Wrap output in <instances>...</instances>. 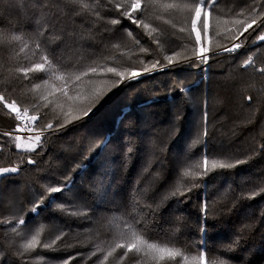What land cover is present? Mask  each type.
Instances as JSON below:
<instances>
[{
	"label": "trees",
	"instance_id": "obj_1",
	"mask_svg": "<svg viewBox=\"0 0 264 264\" xmlns=\"http://www.w3.org/2000/svg\"><path fill=\"white\" fill-rule=\"evenodd\" d=\"M83 2L92 11L104 15L106 10L100 5L106 0ZM12 3L16 11L9 13L7 0H0V22L5 25L0 33L23 36L24 31L39 27L43 32L40 39L64 53L65 66L73 65L69 71H79L93 62L118 71L142 70L141 61L160 59L163 63L164 56L171 51L192 56L194 34L191 39L183 33L171 35L167 25H160L165 29V35L159 37L164 47L157 49L153 43L157 34L149 35L147 30L137 29L127 21L108 25L114 39L102 40L101 22L97 21L90 33L88 21L94 18L91 12L75 15L70 9H78V5L68 0H12ZM219 3L218 13L212 18L213 30L205 39V47L212 50L208 54H215L208 65L165 69L118 86L119 77L102 69L82 78L69 86L68 92L85 95L83 99L88 103L101 96L95 115L52 135L39 156L23 151L30 136L13 134L20 137L17 141L0 130V167L19 165L21 169L18 174H11L14 177L11 181L0 177V252L11 251L17 264H63L65 260L69 264H136L140 257L133 253L124 257V249H117L106 261L103 258L115 242L112 225L119 220L143 221L147 216L145 200L151 202V198L159 201L161 207L146 224V238L151 242L175 244L189 257L187 264H196L193 258L200 251L205 252L206 260L219 257L231 264H264V217L261 216L264 193L237 200L241 192L246 197L248 192H259L264 187V73L258 71L264 68V41L252 42L264 33L259 28L250 29L251 35L245 33L247 40L241 37L243 45L235 53L222 51L223 46L233 43L224 34L231 35L229 30L238 27L234 21H246L262 8L253 11L254 0H219ZM238 12L243 15H235ZM28 14L31 15L27 28L12 32L10 25ZM173 16L179 19V14ZM124 27L133 30L132 37L127 36ZM72 29L75 32L65 39V30ZM216 31L221 35H215ZM79 35L89 40L81 44ZM115 44L119 46L114 47ZM183 44L188 45L187 49H181ZM140 46L149 51L140 52ZM21 47L22 42L7 50L0 47V93L36 114L33 105L43 103L44 96L51 100L56 89L63 87V81L53 79L44 85L42 79L18 75L17 68L38 60L31 48L20 52ZM249 57L254 63L242 67ZM37 76L47 79L44 73ZM36 84L41 87L36 88ZM176 84L187 89V93L181 92ZM248 96L253 99L248 100ZM205 113L207 124L203 121ZM177 116L181 117L178 121ZM50 120L51 116L44 118L40 126ZM15 124L16 120L0 104V129H13ZM205 128L210 133L208 137L203 135ZM126 139L134 142V155L125 168ZM105 141L107 147L101 150ZM17 142L21 149L15 148ZM206 154L210 160L247 159L248 162L235 169H217L206 177L185 178L182 173L198 171L194 166ZM28 155L37 163L22 162L21 158ZM160 158L164 159L163 167ZM78 165L86 168L80 169ZM156 173L160 174L158 179H154ZM66 177L75 197V207L71 210L86 215L66 216L48 200L38 209V214H33L31 208L38 203L37 193H46L47 187L61 186ZM193 184L202 187L186 193L191 197L186 204L178 205L176 198L162 199L173 186L183 190ZM145 185H151V190L146 197H138ZM205 191L211 217L207 221L206 246H201L200 205L201 193ZM53 195L55 203H68L64 193ZM20 218L25 219V225H19ZM245 224L249 225L246 229ZM13 226L19 235L11 232ZM41 226L40 244L31 252H23L21 246ZM57 236L61 239L56 240ZM237 238L239 243L233 245ZM53 240H56L53 248H43L44 243ZM229 245H233L231 250Z\"/></svg>",
	"mask_w": 264,
	"mask_h": 264
},
{
	"label": "snow or ice",
	"instance_id": "obj_2",
	"mask_svg": "<svg viewBox=\"0 0 264 264\" xmlns=\"http://www.w3.org/2000/svg\"><path fill=\"white\" fill-rule=\"evenodd\" d=\"M70 4L78 5V9H70L75 15H81L83 12H91V16L94 17L88 21L89 28L88 31L91 33L92 28L96 26L97 21L101 22V27L104 30V35L101 37L102 40H112L114 39L111 30L108 29V25L117 26L122 25V22L127 21L130 25H135L137 29L147 30L149 35L157 34L153 38V43L156 45L157 49H162L164 43L159 38L165 35V29H162L160 25H167L169 29L172 30L171 35H176L177 33L186 34L190 39L194 34V46L192 47V56H182L181 51H171V54L164 56V62L162 63L160 59H153L148 62L141 61L144 64L142 70L135 69H125L124 71H118L115 67L104 68L103 65L93 62L87 68H82L79 71H69L73 65L69 64L65 66L62 63V58L64 53L58 51L57 48L49 47L47 40H41L40 37L43 35L39 27H36L32 31H24L30 22V15L21 16V21L16 24L10 25L12 32H22L24 35H9L5 33H0V47L8 48L14 47L18 42H22V47L20 52H24L31 48L33 50V55L38 56V60L29 64L26 67H19L15 71L18 75H22L25 79H42L43 84L47 85L53 79H59L63 81V87L56 89V100H49L48 96L42 98L43 103H36L33 105V111L36 113L34 115H29V110L27 108H21L18 106L16 100L9 101L3 93H0V104L3 105L4 109L8 111L13 118L19 121H30V124H25V127L29 131H35V135L29 137V144L24 147L23 151L26 153H35L39 156L43 153L45 145L52 135L58 134L67 128L69 124H75L77 122H85L86 119L91 118L95 115L94 109H96L99 100L102 99L101 96L97 95L95 99L92 100L90 104L86 107L83 105L72 106L69 110H63V105H59L61 111L57 112L55 110V105L60 100L62 96L65 102L72 100L69 95V86L78 83L82 78L89 77L98 73V70H104L107 73H113L115 76L119 77L117 81V86L119 83H131L133 81L139 80L142 76L152 75L157 71H164L165 69L174 70L176 68L182 67H200L201 65H208L210 59L214 58L208 53L212 50L205 47V39L207 38L210 31L213 30L212 18L218 13L220 3L219 0H167V2H162V0H106L105 3L101 4L100 7L104 8L106 11L104 15H101L100 11H92L91 6L84 3L83 0H68ZM8 8L7 12L11 13L16 11L12 0H7ZM37 6L46 7L47 5L38 4ZM256 8H262L256 16L244 21L236 20L234 23L238 25L235 29H230L229 35L225 33V38H229L233 41L231 47L223 46V53H235L238 49L242 47L243 41L247 40L248 37L245 33H251L249 30L256 31L257 28L260 29L261 33H264V0H254L253 11ZM173 14H179V19L174 18ZM235 15H243V12L235 13ZM55 19V18H54ZM218 20V18H217ZM219 22V20H218ZM50 26L54 27L51 22ZM256 26L255 28L253 26ZM5 25L0 22V28H4ZM99 31V29H97ZM118 31V29H117ZM123 31L128 37L133 36V30L129 27H124ZM75 32L72 29L71 32L65 30V39L71 36V33ZM215 35H221L218 31ZM89 40V37L84 35H79V43L84 44ZM241 41V42H236ZM264 41V34H259L252 41ZM65 40H61V44H64ZM136 44L140 45V41L136 40ZM118 47V44L113 45ZM181 49H187L188 45L183 44L180 46ZM148 48L140 46V52L147 53ZM253 60L249 57L248 60L244 62L242 67L253 64ZM258 71L264 73V68L258 69ZM44 73L47 79L37 74ZM179 88L181 92L187 93V89L182 88L179 84L175 85ZM36 88H40V84L35 85ZM248 100H252L251 96L247 97ZM41 109H47L46 111H41ZM79 112L80 114L74 115V113ZM51 116V120L40 126V122ZM181 117L177 116L178 121ZM208 116L207 113L204 114L203 121L207 124ZM178 132V128L174 129ZM4 135L13 136V138L19 141V136H14L11 133H5ZM203 135L208 137L210 133L205 128ZM107 141L103 143V146L97 145V147L103 148L107 147ZM134 142H130L128 139L125 140V151L123 153V165L126 168L128 162L134 155ZM16 149H21L22 145L17 142L15 144ZM39 149V151H37ZM22 162L29 165L37 163V160L33 156L28 155L27 157H22ZM247 159H235L234 162L229 159H209L206 154L203 156L201 162L195 164V168L199 169L196 172H191L185 170L182 175L187 177H206L210 172L217 169H235L239 165L247 163ZM160 166H164V159L160 158ZM80 169L86 168V165H78ZM20 166L14 165L11 167H0V177H4L8 181H11L14 177L11 174H18L20 172ZM147 171V168H145ZM159 173L154 174V179L159 178ZM139 182V181H138ZM151 185H145L143 189L138 192V197L147 196L148 192L151 190ZM202 185L193 184L191 187H181L173 186L171 187L162 199L166 200L168 198H176L177 204H186L191 197H187L186 193L192 191L193 188H200ZM134 191H136L134 189ZM55 193H64L68 198V203H55ZM264 193V187L260 191H250L245 197V193L241 192L237 197L240 199H252ZM38 203H34L31 208L33 214H38V209L45 204L48 200L50 203L55 204V209L66 216H76V215H86L84 213H78L72 211L71 209L75 207V197L72 192V184L69 178H65L64 183L61 186H51L46 188V193H37ZM181 197H185L181 199ZM145 200V208L147 209V216L143 221L134 220L133 222H127L125 220H119L111 227V231L114 235V245L110 247L107 254L104 256V260H108L117 249H124L123 256L127 257L130 253L135 254L140 257L136 261V264H187L189 257L184 254V252L176 247L175 244L171 242H151L146 238V224L154 219L159 212L161 204L159 201L154 199ZM201 199L203 203L200 205V223H199V233H200V245L206 246L205 234L207 232V221L211 217V212L209 211V203L207 202V192L201 193ZM231 209H229L230 211ZM264 217V212L261 213ZM19 225H25L26 221L24 218H20L18 221ZM249 225L245 224L244 229L248 228ZM244 229H241L243 232ZM41 231H43V226L36 231L30 239L21 246L23 252H31L40 244L39 236ZM11 232L17 233V227H11ZM19 235V233H17ZM61 237L57 236L56 240H60ZM53 240L51 243H44L43 248L51 249L56 243ZM239 243V238L233 242V245ZM233 245H229L231 250ZM103 251V249H100ZM95 255V253H93ZM196 264H231L229 260L221 259L219 257H214L211 260L205 259V252L200 251L198 257L193 258ZM0 264H17L15 260L12 259V252L9 251L6 254L0 252ZM63 264H69V261H63Z\"/></svg>",
	"mask_w": 264,
	"mask_h": 264
},
{
	"label": "rangeland",
	"instance_id": "obj_3",
	"mask_svg": "<svg viewBox=\"0 0 264 264\" xmlns=\"http://www.w3.org/2000/svg\"><path fill=\"white\" fill-rule=\"evenodd\" d=\"M242 45H243V43H242ZM69 95L72 97V100L69 102H65L64 98L62 96L60 97V100L57 102V105L54 106L55 110L57 112L61 111V109L59 107V105H61V104L63 105V110H65V111L69 110L72 106L79 107L80 105H83L86 107L88 104H90V103L86 102L85 99H83V97L85 95L83 96V95L72 94V93H69ZM51 100H56V95ZM30 114H33V113L30 112ZM76 114H80V113L79 112L74 113V115H76ZM28 142H30L29 137H28Z\"/></svg>",
	"mask_w": 264,
	"mask_h": 264
},
{
	"label": "built area",
	"instance_id": "obj_4",
	"mask_svg": "<svg viewBox=\"0 0 264 264\" xmlns=\"http://www.w3.org/2000/svg\"><path fill=\"white\" fill-rule=\"evenodd\" d=\"M236 42H241V41H236ZM229 47H231V45ZM29 115H33V114H30V112H29ZM26 123L30 124L31 122L30 121H19V122L16 121V124H15L13 129H0V130H3L5 132L11 133V134L19 135V136H33V135H35L34 130L33 131L27 130V128L25 127Z\"/></svg>",
	"mask_w": 264,
	"mask_h": 264
}]
</instances>
